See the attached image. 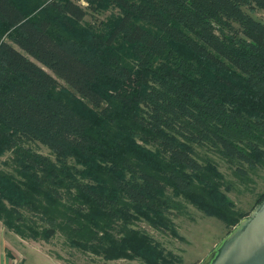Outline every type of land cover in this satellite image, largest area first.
<instances>
[{
    "label": "trees",
    "instance_id": "1",
    "mask_svg": "<svg viewBox=\"0 0 264 264\" xmlns=\"http://www.w3.org/2000/svg\"><path fill=\"white\" fill-rule=\"evenodd\" d=\"M78 1L0 0V223L182 264L137 224L184 241L188 205L231 230L249 215L228 193L264 172V0Z\"/></svg>",
    "mask_w": 264,
    "mask_h": 264
},
{
    "label": "rangeland",
    "instance_id": "2",
    "mask_svg": "<svg viewBox=\"0 0 264 264\" xmlns=\"http://www.w3.org/2000/svg\"><path fill=\"white\" fill-rule=\"evenodd\" d=\"M77 3L84 7L81 1ZM112 13H116V10L109 8L108 11L104 13L89 15L84 18L82 24L88 26L90 30L96 29L98 28L99 22L104 21L106 17ZM60 83L63 88L69 90L64 83ZM38 151L43 155H49V151L45 147H40ZM198 152L201 155L203 154L202 151ZM8 156V154L0 156V165ZM216 163L219 171L227 176V171L222 162L216 160ZM254 181L252 193H228V197L234 203L236 210L241 213H250L258 195L264 191V172H259L257 176L254 177ZM187 211L188 217L174 219L177 233L184 241L177 240L168 233L155 231L143 222H139L137 227L144 231L155 242L159 243L165 250V253L171 252L173 255L181 257L182 264H199L213 250L216 244L232 230L225 227L223 222L218 218L207 216L202 211L190 205L187 206ZM13 238H16L14 234L7 235V240L9 239L11 244L17 246L16 242L18 241L15 242ZM26 242H21L23 245H19L22 248L20 256H24L25 259L22 258L24 260L23 264H143L138 259L133 261L118 259L104 262L92 255L83 254L75 249L66 247L58 237L52 239L48 244L43 242ZM56 254L61 256L62 259L60 262L53 259ZM173 262L176 263L175 260H173Z\"/></svg>",
    "mask_w": 264,
    "mask_h": 264
},
{
    "label": "water",
    "instance_id": "3",
    "mask_svg": "<svg viewBox=\"0 0 264 264\" xmlns=\"http://www.w3.org/2000/svg\"><path fill=\"white\" fill-rule=\"evenodd\" d=\"M199 264H264V199Z\"/></svg>",
    "mask_w": 264,
    "mask_h": 264
},
{
    "label": "crops",
    "instance_id": "4",
    "mask_svg": "<svg viewBox=\"0 0 264 264\" xmlns=\"http://www.w3.org/2000/svg\"><path fill=\"white\" fill-rule=\"evenodd\" d=\"M3 229L5 232L3 231ZM11 234L14 233L7 230L0 223V264H23V261L25 259L24 256L22 257L20 256V251L22 252V248L19 245H23L21 242H26V241L21 240L18 236L14 234L16 238H13V240L15 242L18 241L16 242L17 246H15L11 244V241L9 239L7 240V235H11Z\"/></svg>",
    "mask_w": 264,
    "mask_h": 264
},
{
    "label": "built area",
    "instance_id": "5",
    "mask_svg": "<svg viewBox=\"0 0 264 264\" xmlns=\"http://www.w3.org/2000/svg\"><path fill=\"white\" fill-rule=\"evenodd\" d=\"M81 1V3L85 6L86 4L82 1V0H80Z\"/></svg>",
    "mask_w": 264,
    "mask_h": 264
}]
</instances>
